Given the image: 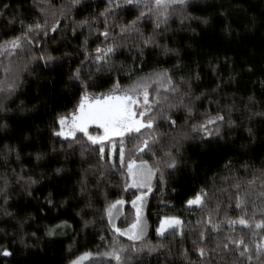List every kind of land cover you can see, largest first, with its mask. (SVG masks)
<instances>
[{
  "label": "snow or ice",
  "instance_id": "6c2138e0",
  "mask_svg": "<svg viewBox=\"0 0 264 264\" xmlns=\"http://www.w3.org/2000/svg\"><path fill=\"white\" fill-rule=\"evenodd\" d=\"M91 2L69 0L67 5L53 8L50 2L37 5L33 0L32 8L39 7V15L29 19L25 11L31 9L19 5L13 15H7L13 5L0 0V57L8 60L2 69L4 78L0 79V132L9 131L10 114L39 111L35 107L26 109L23 103L16 108L11 105L16 103L14 97L21 94L24 76L32 70L33 64L54 71L63 60L71 57L68 52L54 54L59 48L52 45L57 43L61 27L57 17L66 16L73 9L79 11ZM100 2L104 8L90 19L80 20L77 27H87L90 34L94 33L97 39L102 38L101 43L89 51L85 37L79 45L83 50V59L70 70L68 77L69 81L75 82L74 86L79 91L70 109L54 111L47 125V151L35 153L37 162L51 161L59 156H63V160H56L58 166L52 167L49 173L41 172L39 175L63 179L69 173L66 164H78L74 173L78 178L73 195L60 201V204H70L72 200L77 203L83 201L75 215L80 217L84 228L96 223L95 218H84L89 212L94 217L95 213H100L98 219L106 222L113 240L107 251H97L95 255L107 257L116 264H130L138 256H151L154 253L163 254L166 260L178 257L183 264H264V166L254 169L251 164L242 162L235 167L231 159L226 160L223 165L226 175L214 174L210 181L193 190L184 200L186 211L198 213L196 219L187 220L179 215L160 217L155 228L159 239L155 244L147 240L149 225L145 215L147 197L154 191L153 181L163 189L169 183L168 177L180 171L182 164L187 165L184 156L186 141L199 136L204 145L216 143L217 139L209 138L224 139L222 129L226 127L232 131L242 126L243 121L238 123L232 118L233 113L238 111L234 94L231 102L225 99L209 100L210 105H216L214 113L208 110L199 113L197 102L205 97H220L225 91L223 85L237 82L241 72L255 75L254 67L249 64L246 69H233L225 79L220 66L209 61V69L219 82L197 95L193 86L199 87L202 80L200 71L183 64L178 50L160 41L164 39L163 34L171 30L170 21L178 22L181 29L193 32V22L210 23L208 16H197L189 11L198 7L199 0ZM225 7L224 4L220 5L221 9ZM134 9L135 16L127 22L118 23L115 20L121 12L128 13ZM49 15L52 17L51 23ZM218 15L227 19L224 11ZM143 23H151V32L146 33L141 28ZM98 24L103 25L102 29ZM17 25L19 31H16ZM252 25L255 26V18ZM223 31L230 34V25L226 23ZM9 32L14 34L9 35ZM72 35H77L76 27L72 28ZM129 38L133 39V44L128 50L134 51L132 68L127 71L130 83L122 85L119 78L112 79V73L121 71L123 67H117L113 57L125 46L121 42ZM63 42L61 39L60 43ZM155 49H159L164 56L175 54L176 63L171 67L154 68L147 74L133 78L137 69L143 71L146 52ZM137 61H140L139 65ZM199 67L197 65V69ZM101 73L107 74L110 86L103 91H92L104 87L97 84L98 80L105 79ZM258 83L264 89V79ZM177 113L183 114V124H178L180 117ZM240 114L246 116L245 130L248 139L254 142L256 129L252 125L257 121L264 122V103L258 101L255 94L249 95ZM165 125L169 132L160 131ZM35 131L39 134L41 130L36 126ZM24 139L30 140L31 137L25 136ZM21 151L12 144L0 146V163L6 169L0 172V201H3L0 212L13 218V213L6 207L11 198L10 185L13 182L19 184L31 196L32 186L39 182L34 178L33 170L25 171ZM13 156L14 161L11 159ZM145 156L150 159H145ZM10 163L19 164V171L8 168ZM35 167H39V164ZM113 177H119V184H112ZM110 187H119L122 192L136 190L130 201L134 215L126 228L117 226L115 221L129 201L122 195L109 199ZM54 199L52 192L44 198L47 205L56 207ZM67 227L68 221L61 220L58 224L46 226L45 235L54 237L59 230ZM20 228H23L22 221ZM31 235L34 237L36 234ZM119 237H126L130 243L117 247ZM101 239L105 238L101 236ZM175 241H179L180 246L174 253ZM19 242L26 248L30 247L23 236H20ZM186 242L191 243V248L185 246ZM0 255L8 257L13 252L0 245ZM93 255L92 252H84L69 259L67 264H82Z\"/></svg>",
  "mask_w": 264,
  "mask_h": 264
},
{
  "label": "trees",
  "instance_id": "16d2710c",
  "mask_svg": "<svg viewBox=\"0 0 264 264\" xmlns=\"http://www.w3.org/2000/svg\"><path fill=\"white\" fill-rule=\"evenodd\" d=\"M4 2L13 5L7 15H13L15 8L19 5H23L24 9H31L25 11L29 19L39 15V7L32 8L33 0H4ZM49 2L53 8H58L67 5L69 0H36L37 5ZM221 4L226 7L221 9ZM103 8L104 4L100 0H92L79 11L73 9L66 16H58L61 27L58 30L57 43L52 47H58L59 51L54 54L61 55L68 52L71 53V57L63 60L54 71L46 67H36L33 64L32 70L24 76L25 84L20 90L21 94L14 97L16 103L11 107L16 108L17 105L23 103L26 109L35 107L39 108V111L10 114L11 118L8 120L10 129L7 132H0V146L12 144L22 149L21 159L25 171L33 170L34 178L39 182L32 186L31 196L24 192L19 184L13 182L10 185L11 198L6 207L9 212L13 213L14 218L4 216L0 212V230H3L0 231V245L8 247L13 255L8 257L0 255V264H67L69 259L84 252L103 253L112 246V233L107 228L106 222L98 219L99 212L95 213V217L91 212L84 217L85 219H96L94 225L84 228L80 217L75 215V212L82 207L83 201L77 203L76 200H72L70 204H60V201L73 195L75 181L78 178L74 173L78 164L69 162L66 164L69 169L68 175L63 179H53L50 175L40 176L39 173H49L52 167L58 166L55 161L63 160V156L54 157L51 161L37 162L35 160L37 151H47V125L52 114L54 111L70 109L75 94L79 91L74 86L75 82L68 79L70 70L74 69L83 59V50L79 48V45L85 37L88 39L89 51L101 43L102 38L97 39L94 33L90 34L87 27L80 28L77 25L80 20L90 19ZM189 11L197 16H208L210 23L204 25L193 22L191 25L195 29L193 32L181 29L178 22L170 21L171 30L163 34L164 39L160 43H167L169 47L177 49L183 64L200 71L202 80L199 82V87L193 86L197 95L210 90L215 83L219 82L209 69V61L220 66L221 75L225 79L233 69L237 71L241 68L246 69L249 64L254 67L255 75L241 72L237 77V82L223 85L225 91L220 97H205L197 102L199 113L206 110L214 113L216 105H210L209 100L225 99L226 102H231L232 94H234L238 111L233 113L232 118L238 123L243 121V124L232 131H228L226 127L222 129L221 135L224 139L209 138L217 139L216 143L204 145L199 136L186 141L184 156L187 165L182 164L180 171L168 177L169 183L163 189L154 181V191L149 194L145 209L149 225L147 240L152 244L159 239L155 228L160 217L179 215L187 220L196 219L198 213L186 211L184 200L192 194L193 190H198L205 182L210 181L214 174L226 175L227 173L223 171L226 160L231 159L235 167H239L242 162L251 164L254 169L264 166V122L257 121L252 125L256 129V140L253 142L248 139V133L245 130L246 116L240 114L249 95L255 94L256 99L264 103V89H261L258 83L259 80L264 79L262 76L264 74V0H199L198 7L189 9ZM220 11L226 12V20L218 15ZM135 14V9L128 13L121 12L115 20L118 23H125ZM253 18H255V26L252 25ZM48 19L51 23V15ZM226 23L230 25V34L223 31ZM97 26L101 29L103 27L102 24ZM73 27H76L75 37L72 35ZM141 28L146 33L151 32L152 25L143 23ZM19 30L17 25L16 31ZM8 34L14 33L9 32ZM61 39L64 40L63 43H60ZM121 43L125 46L113 57V62L117 67H123L121 71L112 73V79L119 78L122 85H127L130 83L127 71L132 68L131 57L134 55V51L130 52L128 49L131 48L133 39L129 38ZM7 63V59L0 57V79L4 78L2 69ZM175 63V54L164 56L159 49L146 52L143 71L140 72L137 69L133 78L135 75L147 74L154 68L171 67ZM137 64L139 65L140 61H137ZM197 65L200 66L199 69ZM100 75L105 79L98 80L97 84H103L104 87H97L92 91H103L110 86L111 81L107 79V74L101 73ZM177 115L180 117L178 124H183V114L177 113ZM36 126L41 130L39 134L35 131ZM160 131L169 132L170 130L165 125ZM25 136H30L31 139L25 140ZM30 156L31 159H29ZM144 158L150 159L149 156ZM11 159L14 161L15 157ZM37 164L39 167H35ZM8 168H16L19 171L20 165L10 163ZM5 170L3 164L0 163V172ZM111 182L113 185L119 184V177H113ZM172 189L176 191L173 192ZM49 192L54 194L56 207L45 203L44 198ZM109 193V199H116L122 195L126 201L130 202L136 190L130 189L128 192H122L119 187H110ZM0 204H3V201H0ZM133 215L131 205L128 203L120 218L119 226L127 227L132 222ZM61 220H67L69 227L59 230L54 237L45 235L46 226L58 224ZM21 221L23 228H20ZM32 233L36 235L33 237ZM20 236L24 237L26 244L30 247L26 248L20 244ZM101 236L105 239L102 240ZM168 239L171 240L172 237L169 236ZM129 243L127 239L119 237L116 246ZM70 246L71 253H69ZM179 246V241H175L172 251L175 253ZM185 246L191 248V243L186 242ZM85 264H116V262L109 261V258H93ZM130 264H183V262L178 257L175 260L171 258L166 260L163 254L154 253L151 256H138Z\"/></svg>",
  "mask_w": 264,
  "mask_h": 264
},
{
  "label": "rangeland",
  "instance_id": "374dc122",
  "mask_svg": "<svg viewBox=\"0 0 264 264\" xmlns=\"http://www.w3.org/2000/svg\"><path fill=\"white\" fill-rule=\"evenodd\" d=\"M153 184H154V181H153ZM135 190V189H134ZM148 198V197H147ZM130 203V202H129ZM128 204V203H127ZM127 204H125L124 206H123V208H122V214L124 213V209H125V207L127 206ZM131 205V204H130ZM121 216L122 215H120L117 219H116V224H117V226H119V221H120V218H121ZM120 227V226H119ZM121 228H126V227H121ZM122 238H125V239H127L126 237H122ZM94 255L92 256V257H90V258H88V259H85L83 262H82V264H85V262H87V261H89V260H91V259H93V258H107V257H100V256H96L95 255V253H93Z\"/></svg>",
  "mask_w": 264,
  "mask_h": 264
}]
</instances>
